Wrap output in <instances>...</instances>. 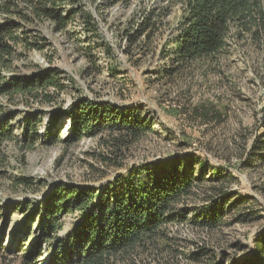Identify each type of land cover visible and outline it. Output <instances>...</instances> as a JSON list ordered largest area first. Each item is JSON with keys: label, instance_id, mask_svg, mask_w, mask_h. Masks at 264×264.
<instances>
[{"label": "rangeland", "instance_id": "rangeland-1", "mask_svg": "<svg viewBox=\"0 0 264 264\" xmlns=\"http://www.w3.org/2000/svg\"><path fill=\"white\" fill-rule=\"evenodd\" d=\"M66 10L77 13L66 33H53L46 22L28 26V38L44 37V50L31 52L13 63L9 74L49 70L57 75L62 91L50 107L42 108V124L31 150L21 151L5 142L6 162L0 168V264H19L32 245L37 222L29 214L52 186L100 188L127 168L172 160L193 154L207 164L203 180L179 208L193 211L206 207L216 197L233 193L225 216L212 230L191 224L163 229L157 245L120 264H242L251 254L252 242L264 231V165L252 158L249 146L260 131L264 105V53L245 41L229 40L213 57L176 64L172 38L182 15L180 5L166 0H65ZM169 6V14L153 35H138L140 17ZM89 24H82L81 17ZM5 21L0 17V23ZM120 109L140 106L154 124V132L142 136L119 168H100L90 156L101 151L97 138H82L66 146L43 144L44 125L53 112L60 139L69 134L66 114L76 100ZM3 111L16 113V120L30 112L20 100L11 104L0 97ZM36 108V107H35ZM14 135L20 136L18 128ZM90 165L100 168L96 176ZM213 169L221 172L216 180ZM103 178L97 179L100 174ZM103 172V173H102ZM196 172L197 169H196ZM29 178L36 189L15 186ZM27 204L25 212L14 206ZM76 214L64 219L65 228ZM32 234L28 242L23 235ZM206 251L199 256L200 251Z\"/></svg>", "mask_w": 264, "mask_h": 264}, {"label": "trees", "instance_id": "trees-1", "mask_svg": "<svg viewBox=\"0 0 264 264\" xmlns=\"http://www.w3.org/2000/svg\"><path fill=\"white\" fill-rule=\"evenodd\" d=\"M129 4L130 0H116ZM180 5L182 15L172 38L170 54L176 64L213 57L229 40L245 41L256 52L264 53V0H166ZM65 0H0V97L11 104L20 100L30 112L16 120V113L0 107V168L6 162L5 142H13L19 150H31L42 124V108L50 107L62 91L59 78L49 70L29 74L3 76L14 70L13 63L31 52L44 50V37L28 38V26L46 22L53 33H66L76 11L65 9ZM169 14V6L157 13L141 15L139 33L153 35L157 26ZM89 24L88 17H81ZM264 58V57H263ZM264 63V59H263ZM36 107V108H35ZM143 109H120L76 100L66 114L69 134L60 139L57 128L59 112H53L44 125L43 144L61 143L69 146L82 138H97L101 151L90 156L102 168H119L128 150L147 134L154 132L152 120ZM260 131L249 146L252 158L264 165V105L261 109ZM18 128L20 136L14 135ZM94 176L100 168L90 165ZM196 169L198 172H196ZM207 164L189 154L170 161L127 168L100 188L52 186L50 192L29 214V223L37 222V233L30 247L22 253L19 264H120L131 261L139 253L157 245L164 238L163 229L169 225L189 223L201 230H212L225 216L227 202L233 193L216 197L206 207L193 211L179 208L192 194L195 183L203 180ZM103 173V172H102ZM214 179L221 172L213 169ZM3 175L0 172V176ZM97 179L103 178L100 174ZM29 178H18L15 186L36 189ZM26 203L14 206L25 212ZM76 214V220L65 228L64 219ZM29 231V230H28ZM31 233L24 234L28 242ZM206 251H200L203 256ZM251 255L242 264H264V231L252 242Z\"/></svg>", "mask_w": 264, "mask_h": 264}, {"label": "built area", "instance_id": "built-area-1", "mask_svg": "<svg viewBox=\"0 0 264 264\" xmlns=\"http://www.w3.org/2000/svg\"><path fill=\"white\" fill-rule=\"evenodd\" d=\"M8 77V76H7Z\"/></svg>", "mask_w": 264, "mask_h": 264}]
</instances>
